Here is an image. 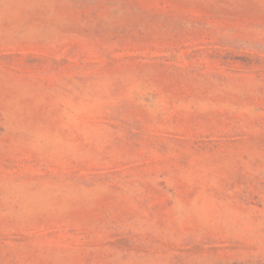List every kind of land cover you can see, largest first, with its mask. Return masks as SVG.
I'll return each instance as SVG.
<instances>
[{
    "label": "rangeland",
    "instance_id": "rangeland-1",
    "mask_svg": "<svg viewBox=\"0 0 264 264\" xmlns=\"http://www.w3.org/2000/svg\"><path fill=\"white\" fill-rule=\"evenodd\" d=\"M0 264H264V0H0Z\"/></svg>",
    "mask_w": 264,
    "mask_h": 264
}]
</instances>
